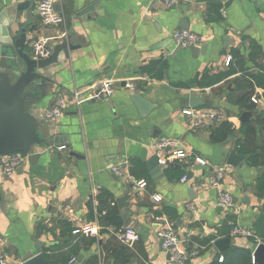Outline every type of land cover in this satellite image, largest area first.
<instances>
[{
	"label": "crops",
	"instance_id": "obj_1",
	"mask_svg": "<svg viewBox=\"0 0 264 264\" xmlns=\"http://www.w3.org/2000/svg\"><path fill=\"white\" fill-rule=\"evenodd\" d=\"M40 1L0 0V19L8 22L14 6L27 3L20 19L29 22L27 52L42 37L50 38L51 53L66 36L78 48L51 68L52 83L33 110L102 81L112 82L114 92L100 102L84 96L58 121L45 122L44 129L56 137L53 148L34 163L26 159L10 179L0 178L5 196L0 203V247L9 263L22 264L44 253L58 264H70L72 258V264H212L230 247L253 252L249 238L231 231L238 226L253 232L264 203L255 188L264 166H250L248 155L236 149L237 141L244 139L241 130L249 126L255 127V140L264 143L262 90L250 88L244 77L247 72L264 74V0H181L171 9L161 0H56L63 17L56 26L42 24L36 11ZM210 2L220 5L218 20ZM181 21L208 45L204 55L193 57L189 47L176 51L171 33L181 29ZM253 45L260 48L255 60L250 59ZM228 57L233 66L240 58L246 71L205 88L190 84L194 78L200 82L205 75L226 71ZM155 63L165 68L142 71ZM250 90V98L260 99L257 105L249 100ZM190 92L209 102L198 109L223 119L193 127V119L182 115ZM132 95L151 105L144 115ZM244 111L252 113V123L239 122ZM223 121L232 124L234 133L214 142L211 133ZM165 139L176 142L186 158L153 172L149 161L166 154L153 147ZM60 146L66 148L57 151ZM231 150L244 156L242 167L226 164ZM200 159L208 166L200 165ZM210 166L223 170L220 190L237 199L231 212L217 205V190L208 187ZM184 175L187 180L181 182ZM140 181L146 183L144 188L137 187ZM153 195L160 201L152 202ZM98 197L117 225L105 226L110 230L97 238L72 234L80 225L98 221ZM166 225L182 250L196 254L193 258L169 261L158 236ZM124 228L133 229L139 241L122 244L115 232ZM219 238L231 239L221 253L213 247Z\"/></svg>",
	"mask_w": 264,
	"mask_h": 264
},
{
	"label": "water",
	"instance_id": "obj_2",
	"mask_svg": "<svg viewBox=\"0 0 264 264\" xmlns=\"http://www.w3.org/2000/svg\"><path fill=\"white\" fill-rule=\"evenodd\" d=\"M27 3H17L14 6V17L8 22L0 21V156L20 153L27 157L29 163L39 159L56 141L48 130L44 129L45 121L39 120L33 113L36 103L42 99L52 81L50 70L60 62V58L69 59L70 51L78 48L69 42L70 37H63L61 43L56 44L52 53L45 59H34L27 52L29 43L27 29L29 22L20 23L23 10ZM181 29H187L185 21L180 22ZM207 44L190 46L188 49L193 57L204 55ZM180 47L177 46L176 51ZM132 100L138 108L139 114H145L144 108H149L148 102L138 95H132ZM187 107L198 109L209 105L202 96L190 92L186 99ZM252 113L244 111L239 117L240 123H252ZM170 149H165L167 152ZM243 155H238L231 150L226 164L233 167H242ZM171 163L169 166L173 167ZM153 172L160 171L162 165L158 156L153 157L147 164ZM157 168V169H156ZM17 171H21L19 167ZM190 177V174L188 175ZM3 186L0 184V203L4 199ZM247 203L248 200H245ZM232 203H237L233 198ZM161 242V241H160ZM231 243L230 238H219L213 242V247L218 252L226 250ZM254 263L264 264V244H259L253 251ZM190 262L185 261V264ZM22 264H58L47 259L43 253H38Z\"/></svg>",
	"mask_w": 264,
	"mask_h": 264
},
{
	"label": "built area",
	"instance_id": "obj_3",
	"mask_svg": "<svg viewBox=\"0 0 264 264\" xmlns=\"http://www.w3.org/2000/svg\"><path fill=\"white\" fill-rule=\"evenodd\" d=\"M181 0H161L162 5L166 9L175 8ZM56 0H41L37 6L36 11L41 19V22L45 26H56L60 25L63 21L62 15L56 10L55 7ZM171 39L176 46L182 48H188L190 46H198L202 44L201 38L185 29H176L171 33ZM29 54L34 59H45L51 54L50 38L42 37L38 38L31 43L29 46ZM231 61V57H228L225 61V67H228ZM114 92V87L110 81H102L96 84L87 85L82 89L73 91V93L65 96H59L55 98L52 103L44 109L33 110L34 115L37 119L45 122H56L58 121L64 110L71 104L78 105L81 103L84 96L89 98V100L100 102L109 98ZM264 91L259 92L260 98L263 97ZM250 102L257 105L260 102L258 97L252 96ZM182 115L193 119L192 126H209L223 119V116L210 110L204 109H191L189 107L182 110ZM177 143L173 140H163L154 145L156 152L162 153L166 148L170 149L165 152L164 157H158L159 163L163 167L169 166L171 163L178 162L186 158V152L183 149L176 148ZM53 148V147H49ZM66 147L60 146L55 148L57 151H62ZM27 159L25 155L20 153H14L10 155L0 156V178L4 180L10 179L17 171L23 162ZM199 164L202 166H208V163L204 160H198ZM127 164V161L124 162ZM212 177L209 181L208 187L215 188L217 190L216 203L217 205L225 211H230L233 207L232 197L229 193L220 190V183L223 177V170L218 167H211ZM121 170V169H120ZM119 170V172H120ZM187 180V176L184 175L181 178V182ZM146 183L140 181L137 183L138 188H144ZM152 202L160 201L161 197L159 195L152 196ZM192 208V207H191ZM110 230V227H102L97 222L87 223L80 225L72 231L74 235H84L89 237H99L101 231ZM118 240L127 246L139 241V235L131 228L119 229L115 232ZM233 236H242L246 238H253V251L259 244H264L260 238L256 237L252 231L248 229H242L238 226H234L231 231ZM158 236L161 241V247L163 251L168 255L169 261L172 263H182L186 259L193 258L196 254L194 252H187L180 248V240L175 235L173 229L170 225H166L165 228L158 232ZM222 257L218 258V262H222ZM75 261L74 258L71 259L70 264ZM252 263H254L253 253H252ZM0 264H10L9 260L0 247Z\"/></svg>",
	"mask_w": 264,
	"mask_h": 264
},
{
	"label": "trees",
	"instance_id": "obj_4",
	"mask_svg": "<svg viewBox=\"0 0 264 264\" xmlns=\"http://www.w3.org/2000/svg\"><path fill=\"white\" fill-rule=\"evenodd\" d=\"M210 7H213L214 12H217L216 14L218 18L216 20H218L220 18L218 13L220 10L219 8L220 5H216L210 2ZM259 55H260V48L256 45H253L250 59L255 60ZM148 65L142 68L143 72L148 73L150 68L151 69L157 68V70H160L161 72L165 68V66L162 65V63H155L149 66ZM245 71L246 69L243 66V62L239 58L238 62L235 63V66H233L232 62L229 63L226 71H224L223 73L214 75L212 77L205 75L204 77L201 78L200 82L197 81V78H194V80H192L190 84L198 83L201 88H205L214 83L221 81L224 78ZM244 77L249 81L248 84L250 88L257 87L260 88L262 91H264V74L262 73L253 74L247 72V74H245ZM251 92L252 90H250L247 93V95L249 94L251 95ZM250 95H249V100H250ZM234 130L235 129L232 126V124H230L227 121H223L217 126V128L214 131H212L211 138L214 142L217 143L222 142L228 136L233 134ZM241 132H242L241 134L244 136V139L239 140L236 143V149L238 150V152L244 155H248V162L250 166L255 168H260L261 166H264V143H258L255 140V127L249 126L247 127L246 130L242 129ZM255 188L258 196H264V172L260 173L259 176L257 177ZM98 202L99 205L101 204V206L97 210L98 212L96 215L98 224L102 227L108 225H117L116 223L117 218L115 217V215L109 213L106 208H104V206L102 205L101 197H98ZM102 212H104L103 215H101ZM253 234L256 237L260 238L262 241H264V203L262 204L258 218L254 222ZM250 241L253 243L254 242L253 238H251ZM252 253L253 252L250 249L230 247L229 249H227V255L225 257H222L223 258L222 262H218V258H219L218 257L212 264H257V263H252ZM45 255L47 254H44V256Z\"/></svg>",
	"mask_w": 264,
	"mask_h": 264
}]
</instances>
